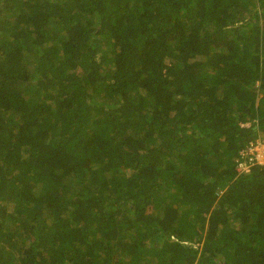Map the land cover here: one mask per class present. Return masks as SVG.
I'll use <instances>...</instances> for the list:
<instances>
[{
  "label": "trees",
  "instance_id": "16d2710c",
  "mask_svg": "<svg viewBox=\"0 0 264 264\" xmlns=\"http://www.w3.org/2000/svg\"><path fill=\"white\" fill-rule=\"evenodd\" d=\"M264 0H0V264H264Z\"/></svg>",
  "mask_w": 264,
  "mask_h": 264
},
{
  "label": "built area",
  "instance_id": "2783aa9c",
  "mask_svg": "<svg viewBox=\"0 0 264 264\" xmlns=\"http://www.w3.org/2000/svg\"><path fill=\"white\" fill-rule=\"evenodd\" d=\"M254 164L264 165V138L250 140L244 148L239 151L236 159V169L238 172L246 173Z\"/></svg>",
  "mask_w": 264,
  "mask_h": 264
}]
</instances>
